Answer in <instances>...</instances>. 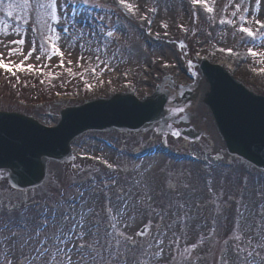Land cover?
<instances>
[{"label":"rangeland","instance_id":"374dc122","mask_svg":"<svg viewBox=\"0 0 264 264\" xmlns=\"http://www.w3.org/2000/svg\"><path fill=\"white\" fill-rule=\"evenodd\" d=\"M181 1L183 4H180ZM208 1L216 11L222 13L220 18L225 19H233L231 13L235 10L237 3H243V6L247 7L249 11L255 9V14L248 15V23L244 25L251 27L257 33L255 43L239 33L238 16L235 18L236 27L224 25L223 29L215 34L212 33V29L216 25V21L210 19L207 22L202 16L198 17L190 12L185 0H135V6L137 4L140 6V11L136 12L139 16L145 14L144 10L153 8L158 10L155 14L148 11L147 15L152 20L151 31L155 30L159 33V39L156 38V35L153 37L147 34V22L137 21L134 16L127 15L117 9L113 0L107 4L100 0L98 2L104 11L89 10V20L99 13V15L110 17V23L119 29L115 35V42L109 49V56L112 52L119 50V56L112 61L115 71L107 70L103 75H100V70L97 69V75L93 76L88 63L79 62L83 63V68L77 66L78 57L81 54L78 46L74 50H65L66 67L67 61L71 60L72 71L82 73L83 80L92 85L94 92L83 93L81 78L73 79L66 74L65 69L55 67L59 63L58 58H53L50 62L47 61L46 57L39 52V43H37V52L34 53V56L40 54L41 60L36 61L33 56L25 61V64L50 63L51 67L45 68L46 78L41 88L32 86V79L28 76H19V83H17L16 77L0 76V112L31 116L46 127L56 125L59 114L65 107L82 104V99L86 97H107V95L126 92V83H133L135 87L131 90L135 91V96L139 100L152 95L155 87L161 82L163 85L161 88L164 87L167 90L171 86H173V90H176L175 92L182 89L181 87L184 88L183 90L187 89L188 97L194 95L193 89L197 88L196 90L200 91L206 86L205 92L200 91L198 96L200 99L198 98L197 102L189 103L185 107L184 113L173 116L171 120L176 127L203 129L206 136L202 137L198 144H190L188 148H181L179 140L170 139L171 149L175 151L160 150V131H165L159 129L164 125L163 123L147 133L89 132L82 135L72 148V151L77 153L92 151L94 155H101L106 157L109 162L118 164L121 169L119 176L122 180L125 178L146 180L152 185L153 194L158 203L166 204L170 199L175 200L179 193L178 202L184 204L192 216L185 237L187 242L193 238L198 239L201 235H208L212 230L220 237H225L226 232L233 231L237 223L243 227L244 221L241 220L240 212L244 213L247 222L264 217V196L258 195V193H264V171H259L249 164L243 163L242 160L230 157L224 151L226 150L225 145L218 135L210 112L203 101L205 93L209 90V85L205 83V79L200 74L199 65L193 56L194 53L208 54L211 63L226 60L234 68L233 76L237 81L243 83L255 94H264V72L255 76L256 71L264 69V42L259 39L260 35L264 34V30L258 29L254 23V17L264 21V0H261L258 14L256 0ZM59 2L63 3L64 0H59ZM74 7L82 9L79 4ZM172 10H175L176 13H172ZM76 15L79 19V12ZM108 22V20L105 21V23ZM162 23L167 25L166 31H164L165 28L162 31L158 28V25L162 26ZM180 25L183 26V29ZM24 27L29 29L26 32L27 39L24 46L26 54L31 47L30 42L41 39L39 31L33 33L30 30L33 27L39 29L35 13L31 14L29 25ZM76 31H79L78 27ZM165 32H167V36H165ZM17 38L14 35H9L7 38L0 37V39H5V43ZM211 47L213 51H211ZM249 48L259 55L251 57ZM135 49H140L138 54ZM221 49H231L232 51L229 54ZM0 52L7 56L8 49L0 45ZM69 52H71L70 55ZM85 55L88 54L85 53ZM10 59L14 63H20L24 60V55L16 54ZM153 61L156 63L153 64ZM163 63H167L170 66L169 69L162 67ZM49 70L58 74V78L49 80L47 76ZM125 73H127V77H125ZM167 77H171V84L163 81ZM29 91L32 93L36 91V94L32 96ZM54 93H60L64 97L72 94L71 97L76 100L64 98V101L58 103V98L55 100L53 98ZM180 93L186 95L183 91ZM18 96L25 97L27 104L17 102ZM180 117H184V119ZM151 145L158 152L143 151ZM139 150L142 151L140 155L144 156L138 159L131 158L130 154ZM217 154L223 160L213 163L212 168L209 169L207 166L209 157ZM189 155H193L195 159L189 160ZM156 158L159 159V162H153ZM80 163L83 162L76 164ZM83 164L93 168L97 167L87 163ZM71 166L72 164L50 163L47 179L40 189L31 192H18V194L31 195L33 192L45 189L50 184H54L57 177L63 178L69 173ZM97 175L99 176V173ZM209 179H211V185L208 183ZM178 181L181 186L174 189L173 185H177ZM0 183H4V180ZM183 183H186L188 187L184 188ZM210 187L211 191H209ZM141 227H143V223L138 219L132 223L130 231H136Z\"/></svg>","mask_w":264,"mask_h":264},{"label":"snow or ice","instance_id":"6c2138e0","mask_svg":"<svg viewBox=\"0 0 264 264\" xmlns=\"http://www.w3.org/2000/svg\"><path fill=\"white\" fill-rule=\"evenodd\" d=\"M115 3L116 8L127 15L140 11L139 4L134 8L126 0H115ZM191 3H202L207 13L214 12L207 0H191ZM260 3L261 0H256L257 14ZM77 4L82 9L75 8ZM97 9L104 11L98 0H64L63 3L59 0H0V37H18L7 43L0 39V45L8 49L7 56L0 52V69L16 77L17 83V73H35L43 77L45 68L51 67L50 63L25 64L37 52L39 43V52L49 62L58 58L59 63L55 67L65 69L69 77L74 78L76 74L72 71L71 60L67 61L66 67L65 50H74L77 46L81 50L78 67L83 68V63L79 62L88 63L93 76L97 75V69L100 75L107 70L115 71L112 61L119 56V50L109 56V49L119 29L110 23V17L99 13L89 20V10ZM144 11L145 14L138 18L147 22V34L151 36L152 20L147 12L155 14L158 10ZM32 13H35L39 29L33 27L30 30L33 33L39 31L41 39L31 41V47L25 54L29 29L24 26L29 25ZM248 14L249 9L243 3H237L231 13L233 19L221 18L219 23L236 27L235 18L238 16L239 33L255 43L257 33L244 26L248 23ZM106 20L109 22L105 23ZM254 23L258 29L264 30V21L254 17ZM162 27L167 28V25L162 23ZM180 27L183 29L182 25ZM156 38H160L159 33H156ZM259 39L264 42V34ZM221 51L231 54L232 50ZM16 54H23L24 60L12 62L10 58ZM249 55L257 57L259 53L249 48ZM34 58L40 61L41 55L36 54ZM161 66L169 67L167 63ZM47 76L49 80L58 78V74L51 70ZM80 78L85 89L91 90L92 85L83 80V74ZM40 83L45 81L41 79ZM174 103L175 97H171V115L185 112L184 107H176ZM166 127L171 135L162 136V143L182 137L181 131L173 130L171 123L166 122ZM72 159L76 160V157ZM80 160L103 164L108 173L98 166L93 168L73 163L71 171L63 178L57 177L54 184L23 196L15 191L19 187L15 182L0 183V264H206L208 254L202 251L206 242L212 264H264V217L247 222L244 213L240 212L243 227L237 223L234 230L223 238L217 237L212 230L207 236L201 235L196 242L189 244L185 237L192 216L186 206L178 202L179 193L175 200L161 204L153 194L152 185L140 178L122 180L119 165L109 162L106 157L95 156L89 151ZM222 160L218 154L212 155L207 166L211 169L213 163ZM19 163L23 165L25 162ZM16 174L13 166L8 179ZM3 180L4 173L0 171V181ZM208 183L211 185V179ZM178 186H181L179 181L173 188ZM182 186L188 187L186 183ZM258 195L264 196V193ZM138 219L143 227L130 231L132 223Z\"/></svg>","mask_w":264,"mask_h":264},{"label":"water","instance_id":"95a60500","mask_svg":"<svg viewBox=\"0 0 264 264\" xmlns=\"http://www.w3.org/2000/svg\"><path fill=\"white\" fill-rule=\"evenodd\" d=\"M201 70L212 90L205 103L212 111L228 152L264 168V98L247 92L219 67L203 64ZM239 97L253 102L257 111L247 112L239 107L243 113L236 116L237 125L233 127L223 116H229V109H223L221 102L232 101L245 107ZM162 107L163 100L157 96L144 102L116 96L112 102L63 111L55 128H45L29 117L0 112V169L11 172L15 166L17 174L10 181L20 188L38 185L44 179L47 162L65 158L68 145L76 136L87 130L140 128L158 120ZM249 122L252 127L248 126ZM20 161L25 163L21 165Z\"/></svg>","mask_w":264,"mask_h":264},{"label":"bare ground","instance_id":"6f19581e","mask_svg":"<svg viewBox=\"0 0 264 264\" xmlns=\"http://www.w3.org/2000/svg\"><path fill=\"white\" fill-rule=\"evenodd\" d=\"M185 1H188V0H185ZM126 2H128V3H131L132 5H133V7L135 8V0H126ZM180 4H183V1H181V3ZM164 6H166V5H164ZM176 13V11L174 10H172V13ZM255 14V9H252L251 11H249V14L248 15H254ZM137 15H139V14H136L135 13V15L134 16H137ZM169 15L171 16V14L169 13ZM217 17H218V13L217 12H213V14H212V18L214 19V20H216L217 19ZM224 26V25H223ZM223 26H220L221 27V29L220 30H222V28H223ZM219 28V26H215L214 28H213V31H214V33H217V29ZM140 49H135V52H136V54H138L137 52L139 51ZM162 51V50H161ZM134 56V55H133ZM204 87V86H203ZM206 87V86H205ZM205 87H204V89H205ZM164 88V87H163ZM197 89V88H196ZM196 89H194V95L193 96H191V100H189L188 102H182L181 100H180V97L174 92V91H167L166 89H163L162 90V92L161 93H163L164 95H166L165 97H166V99H167V104H165L164 105V111H165V113H166V115L168 116V117H170V116H173V115H171L170 114V111H169V109H170V107H172L173 105H170L169 104V99L171 98V97H175V103H174V106H176V107H186V106H188L189 105V103L190 102H192V101H195V102H197L198 101V96H199V94H200V91H204V89L203 90H196ZM206 90V89H205ZM208 92H212V90L210 89V90H207ZM205 92V91H204ZM200 99V98H199ZM204 100H205V98H204ZM203 100V101H204ZM238 100L240 101V103L241 104H243V105H246L245 107L244 106H240V105H238L237 103H235V102H232V101H224V102H221L222 103V108L224 109V108H228L229 109V116H225L224 114H223V116H224V118L226 119V120H228V122L229 123H233V127H236V125H237V122H236V116H239V115H241L242 113H243V111L241 112L240 111V109H239V107H243L247 112H255V110L254 109H256V107H255V105H254V103L253 102H251V101H249V100H247V99H245V98H242V97H239L238 98ZM193 103V102H192ZM224 103V104H223ZM256 111H257V109H256ZM248 125V124H247ZM249 127H252V124L249 122V125H248ZM259 128V127H258ZM77 142V140L76 141H74L73 142V144L71 145V149L73 148V145L75 144ZM151 159V158H150ZM159 160V159H158ZM157 160V158L153 161V162H159ZM157 164V163H156ZM155 164V165H156Z\"/></svg>","mask_w":264,"mask_h":264}]
</instances>
